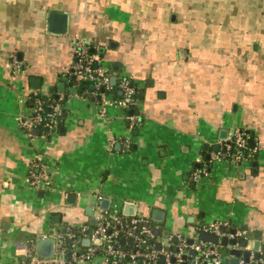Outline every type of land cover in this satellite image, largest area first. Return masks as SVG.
Instances as JSON below:
<instances>
[{
    "label": "crops",
    "instance_id": "obj_1",
    "mask_svg": "<svg viewBox=\"0 0 264 264\" xmlns=\"http://www.w3.org/2000/svg\"><path fill=\"white\" fill-rule=\"evenodd\" d=\"M76 39L116 76L101 95L67 77ZM120 72L141 90L127 110L113 103ZM34 95L64 97L54 131L18 121ZM236 129L254 153L193 180ZM38 159L47 188L28 183ZM98 193L126 217L163 210L151 221L168 231L208 218L264 245V0H0V264L63 223L94 224Z\"/></svg>",
    "mask_w": 264,
    "mask_h": 264
},
{
    "label": "built area",
    "instance_id": "obj_2",
    "mask_svg": "<svg viewBox=\"0 0 264 264\" xmlns=\"http://www.w3.org/2000/svg\"><path fill=\"white\" fill-rule=\"evenodd\" d=\"M75 58L67 77H72L75 83L86 80L92 85V94L101 95L110 88L111 70L103 66L99 59L90 53L88 46L76 39L72 46ZM14 68L20 67V62L14 56ZM121 96L113 101L115 105L127 110L134 105L135 89L126 76L118 80ZM62 95L49 98L46 116L41 114V101L37 98L36 105L31 107L30 113L19 114L17 119L28 135L37 125L44 124L50 131L57 125ZM130 123L135 122V116L126 114ZM127 145V140L124 141ZM247 149L246 155L241 151ZM254 148L247 146V134L236 129L233 139L224 141L217 151L211 152L210 160L197 168L193 180L200 176H207L211 169L226 161H240L250 157ZM28 183L35 189L47 188L50 185V175L47 166L40 160L28 165ZM94 209L95 223L67 224L63 223L52 231L55 240L54 255L50 258H40L33 245L26 246L23 255L13 264H228L224 262L219 243L205 241L199 237L200 232L213 233L227 239L246 238L244 231L236 229L234 233L222 231L227 223L211 220L195 224L189 228V233L169 231L164 239L159 234L164 226L160 227L146 214L133 213L126 217L111 209L102 208L99 203L104 199L100 193L96 194ZM108 209V210H107ZM157 229V232L155 230ZM168 231V230H167ZM88 243L84 244L83 239ZM123 240V243H119ZM191 240V242H188ZM159 248H156V244ZM163 261L160 262V258ZM236 264H264V259H254L251 255L248 260L238 257Z\"/></svg>",
    "mask_w": 264,
    "mask_h": 264
},
{
    "label": "water",
    "instance_id": "obj_3",
    "mask_svg": "<svg viewBox=\"0 0 264 264\" xmlns=\"http://www.w3.org/2000/svg\"><path fill=\"white\" fill-rule=\"evenodd\" d=\"M65 21L66 16L64 13L60 12H50L48 14L47 19V28L51 32L55 33H63L65 32ZM116 76L112 75L110 77V84L115 83ZM59 91H63V84L60 83L57 85ZM70 90H74V88H71ZM222 136H225V132L222 131ZM249 146L253 145V140L249 142ZM214 148H217V145H214ZM109 201L107 199H103L101 201L102 208H106ZM133 205L125 204L124 206V213L131 214ZM89 210V209H88ZM130 211V212H129ZM165 217V212L159 208H153L151 210V219L155 222H163ZM225 227H222L221 230H225ZM242 230L245 229L244 226L241 227ZM235 228L229 229V232L234 233ZM157 232V229L155 230ZM199 237L205 241H209L212 243H219L223 247H226L228 244L235 245L232 247L231 250H229L232 257H225L224 262L228 264H236L238 257H242L244 260H248V258L252 255L254 259H264V245H259V240L257 234H253V244L251 249H245L244 247L247 245L248 239L241 238V239H227L225 236H217L213 233L208 232H200ZM84 244L88 243V239L85 238L82 241ZM188 242H191V240H188ZM119 243H123V240H120ZM54 247H55V240L53 237L50 236H42L36 240L35 244V252L37 256L40 258H50L54 255ZM156 248H159V244H156ZM163 261V258H160V262Z\"/></svg>",
    "mask_w": 264,
    "mask_h": 264
},
{
    "label": "trees",
    "instance_id": "obj_4",
    "mask_svg": "<svg viewBox=\"0 0 264 264\" xmlns=\"http://www.w3.org/2000/svg\"><path fill=\"white\" fill-rule=\"evenodd\" d=\"M121 76H118L117 77V82H116V86H118L117 84H118V80H119V78H120ZM128 78V77H127ZM130 80V79H129ZM131 81V80H130ZM131 84L133 85V87H134V89H135V93H134V95H133V99H136L138 96H140V89L138 88V87H136L135 86V84H133L132 82H131ZM77 85H79V88H81V89H83V90H90V86H89V82L88 81H86V80H81ZM113 86H111V88H112ZM119 89V88H118ZM120 96H121V93H120ZM51 97H53V96H41V95H34V96H32V98H31V104H32V106L31 107H33V106H35L36 105V99L38 98L40 101H41V103H40V105L42 106V111H41V114L43 115V116H46V113L48 112V103H49V98H51ZM37 128H38V130L39 131H44L45 130V128H46V126H44V124H39V125H37ZM49 130V129H48ZM50 131V130H49ZM243 150L244 149H242L241 151L243 152Z\"/></svg>",
    "mask_w": 264,
    "mask_h": 264
},
{
    "label": "rangeland",
    "instance_id": "obj_5",
    "mask_svg": "<svg viewBox=\"0 0 264 264\" xmlns=\"http://www.w3.org/2000/svg\"><path fill=\"white\" fill-rule=\"evenodd\" d=\"M103 66H106L103 62H100ZM122 75V73L120 72V76ZM27 112H25V114H26ZM45 163V162H44ZM47 165V164H46ZM48 166V165H47ZM112 204H113V202H112ZM207 219L208 218H205L204 220L205 221H207ZM165 225H168L169 226V223L168 224H165ZM178 227H180L179 228V230H181L182 232H184V234H187V233H189V228H188V226L187 227H185V226H178ZM167 230H170V229H168V228H162V230H161V233L159 234V238L162 240V239H164L165 237H166V235H167V233H169V231H167Z\"/></svg>",
    "mask_w": 264,
    "mask_h": 264
}]
</instances>
